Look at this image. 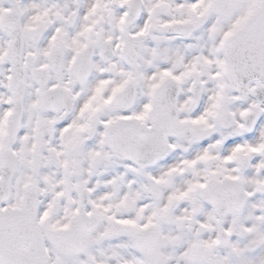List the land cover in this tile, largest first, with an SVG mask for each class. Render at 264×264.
Returning a JSON list of instances; mask_svg holds the SVG:
<instances>
[{
    "label": "snow or ice",
    "instance_id": "6c2138e0",
    "mask_svg": "<svg viewBox=\"0 0 264 264\" xmlns=\"http://www.w3.org/2000/svg\"><path fill=\"white\" fill-rule=\"evenodd\" d=\"M0 264H264V0H0Z\"/></svg>",
    "mask_w": 264,
    "mask_h": 264
}]
</instances>
